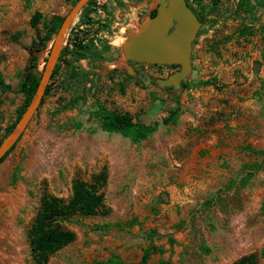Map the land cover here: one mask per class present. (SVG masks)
<instances>
[{"label":"rangeland","instance_id":"1","mask_svg":"<svg viewBox=\"0 0 264 264\" xmlns=\"http://www.w3.org/2000/svg\"><path fill=\"white\" fill-rule=\"evenodd\" d=\"M73 1L0 0V142L23 101L18 85L30 60L41 73L55 37L25 47ZM119 1L136 21L154 0H95L90 18ZM206 8L187 87L176 92L159 87L163 72L148 64L125 66L137 72L130 77L110 60L60 59L43 104L0 162V264H35L28 231L41 196L68 200L75 179L90 183L102 172L106 213L60 220L75 238L46 264L136 262L148 247V264H232L249 254L264 264V171L246 177L264 158V0H208ZM74 24L62 48L93 34L82 16ZM121 45L115 41L113 55ZM249 98L256 112L244 117L236 103ZM99 106L147 125L176 107L181 114L134 143L101 130Z\"/></svg>","mask_w":264,"mask_h":264},{"label":"trees","instance_id":"2","mask_svg":"<svg viewBox=\"0 0 264 264\" xmlns=\"http://www.w3.org/2000/svg\"><path fill=\"white\" fill-rule=\"evenodd\" d=\"M77 1L78 0H74L72 6ZM95 5V0H90L81 9L77 17L83 14V20H85L87 24H90L92 19L89 17V12L93 11V7ZM101 8L105 9V6H101ZM154 13L155 11L151 14V16H153ZM40 18V13H33L30 19L31 26L36 27ZM62 20L63 18L56 16L50 21L48 20L44 24V32H39L37 34L38 42L35 39L32 40L30 46L25 47V49L30 51L31 48H34L38 45V43H46L52 37H55ZM72 28L73 24L70 26L67 34L71 33ZM68 36L70 37V35ZM68 40H70L71 44L62 48L50 80H52L58 71L60 59L67 54L71 53L75 55L77 59L92 56V60H96V57L99 55L97 47L92 42L90 43V46H88L84 43L83 38L77 36L71 37ZM93 50H95V52ZM31 56L33 57L32 54ZM40 76L41 73L38 72L36 59L33 57L29 62V66L25 71L23 79L18 85V92L22 94L23 101L15 111L14 122L5 129L4 137L11 132L24 113L30 99L36 91L37 85L40 81ZM0 84L3 85L1 77ZM202 84L212 85V82L206 81ZM182 87H187V85L184 83ZM49 90L50 84L48 83L44 97L47 95ZM44 97L40 105L43 104ZM95 114L100 120V128L102 131L117 133L125 138H129L134 143H139L156 132L160 125H176L181 113L179 108L176 107L175 109L169 111L168 115L163 117L160 122L155 121L149 125L134 121L127 113H119L108 110L104 106H99ZM14 146L2 157V159H0V162L14 148ZM259 170L264 171V158L260 162L254 163L248 167L246 177H252L254 173ZM105 180L106 175L104 172L94 176L90 183L80 179H75L72 186V195L68 200L51 196L47 193H44L41 196L38 210L28 231L30 254L35 264H46L54 253L74 240V234L69 230L63 229L59 225L60 220L74 215L93 216L98 213H106L104 210L103 195L100 191L105 183ZM153 252L154 249H152V247L143 249L140 259L136 262H124L117 257H111L99 264H148ZM157 264H168V262L160 260ZM232 264H258V260L256 254H249L240 257Z\"/></svg>","mask_w":264,"mask_h":264},{"label":"water","instance_id":"3","mask_svg":"<svg viewBox=\"0 0 264 264\" xmlns=\"http://www.w3.org/2000/svg\"><path fill=\"white\" fill-rule=\"evenodd\" d=\"M89 1L78 0L63 17L33 97L16 126L0 142V159L17 143L37 112L58 62L67 32L81 9ZM198 27L197 18L184 0H166L164 4L157 7L152 17L147 18L136 31L125 38L121 45V56L125 61L139 64L179 65V71L167 79L157 81L161 88H178L180 82L185 81L192 70V42ZM258 68L259 65L256 64L254 67L256 73Z\"/></svg>","mask_w":264,"mask_h":264},{"label":"flooded vegetation","instance_id":"4","mask_svg":"<svg viewBox=\"0 0 264 264\" xmlns=\"http://www.w3.org/2000/svg\"><path fill=\"white\" fill-rule=\"evenodd\" d=\"M165 2L166 0H154L152 4V9L150 10L148 9L146 14L137 17L136 21H132V15L130 9L128 8L127 2L119 1L111 9L105 7L104 10H106L107 14L101 16L100 18L98 17L92 20L90 24L87 25L83 24L84 27L89 28L88 30H86V32L89 31L93 32L92 35L87 36V39L84 40V43L90 46V43L92 42L97 47V51L99 52L98 53L99 55L98 57H96V60H94L95 63L100 62V60L106 63L108 60H110L114 64L112 65V68L117 72L122 70L126 74V76H130V77L136 75L137 74L136 71L132 75L129 74L125 66L141 65V64L131 61H125L120 53L121 46L118 48L119 55L118 56L113 55L112 49L115 46V41L119 40L120 43H123V41L128 35L136 31L147 18L152 17L151 14L154 11L156 12L157 7L161 4H164ZM184 2L189 8V10L197 18L199 23V27L195 39L192 42V48H193V45L196 42L198 36L204 29V24L202 19L204 17H207L208 11L206 5L208 3V0H184ZM93 13L94 11L89 12L90 15H92ZM81 16L83 18L84 15L82 14ZM69 35L71 36L72 34L70 33ZM93 51L95 52V50ZM119 57L122 58V63L119 61ZM92 58L93 57L90 56L89 58L86 59L90 61ZM191 60H192V52H191ZM150 66L156 67L157 69L163 72V74L160 75L155 80L156 83L158 80L167 79L170 75L176 73L180 69L179 65H175V64L170 66L167 65H150ZM184 82L185 81L180 82L178 88L170 87L166 89L169 91L176 92L180 88H182Z\"/></svg>","mask_w":264,"mask_h":264},{"label":"crops","instance_id":"5","mask_svg":"<svg viewBox=\"0 0 264 264\" xmlns=\"http://www.w3.org/2000/svg\"><path fill=\"white\" fill-rule=\"evenodd\" d=\"M233 102H236V99L233 100ZM236 108L244 115V117H247L249 114L256 112L255 108H257V106L255 104V100L249 98L244 102H237Z\"/></svg>","mask_w":264,"mask_h":264},{"label":"built area","instance_id":"6","mask_svg":"<svg viewBox=\"0 0 264 264\" xmlns=\"http://www.w3.org/2000/svg\"><path fill=\"white\" fill-rule=\"evenodd\" d=\"M74 25H75V24L73 23V28H72V30H74ZM68 35H69V34H68Z\"/></svg>","mask_w":264,"mask_h":264}]
</instances>
